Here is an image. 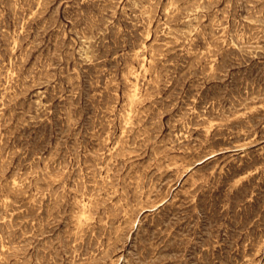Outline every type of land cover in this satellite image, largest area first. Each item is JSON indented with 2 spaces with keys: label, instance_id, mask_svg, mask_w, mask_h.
<instances>
[{
  "label": "rangeland",
  "instance_id": "374dc122",
  "mask_svg": "<svg viewBox=\"0 0 264 264\" xmlns=\"http://www.w3.org/2000/svg\"><path fill=\"white\" fill-rule=\"evenodd\" d=\"M0 264H264V0H0Z\"/></svg>",
  "mask_w": 264,
  "mask_h": 264
}]
</instances>
